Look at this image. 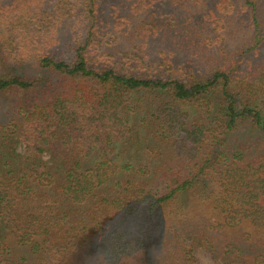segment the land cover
Here are the masks:
<instances>
[{
    "label": "trees",
    "instance_id": "obj_1",
    "mask_svg": "<svg viewBox=\"0 0 264 264\" xmlns=\"http://www.w3.org/2000/svg\"><path fill=\"white\" fill-rule=\"evenodd\" d=\"M190 1L246 28L243 55L264 43V0L103 5L128 24ZM100 2L0 0V61L23 66L0 74V264H264V54L148 73Z\"/></svg>",
    "mask_w": 264,
    "mask_h": 264
},
{
    "label": "rangeland",
    "instance_id": "obj_2",
    "mask_svg": "<svg viewBox=\"0 0 264 264\" xmlns=\"http://www.w3.org/2000/svg\"><path fill=\"white\" fill-rule=\"evenodd\" d=\"M103 3L104 0H101L100 19L104 23L109 22L108 31L113 36L116 35L114 47L120 52L136 53L142 58V67L148 73L159 76L171 74L185 81L190 74L208 72L217 62L222 61L224 55L235 62L240 60L238 66L241 70L247 65L249 58L254 61L264 54V43L256 52L252 50L251 54L247 53L249 32L238 23L229 32L222 27L216 28L207 18L209 12L206 4L190 1L183 6H174L166 3L160 10L158 7H150L131 13L128 16L130 23L126 24L123 19L109 14L110 4ZM113 20L115 23H112ZM110 35L107 34L106 38H110ZM245 49L247 54L243 55L240 51ZM22 70L23 66L15 69L13 64L0 61V74H17L22 73ZM7 106V101L0 99V121L5 118ZM210 218L214 216L210 215ZM119 220L123 230L133 228L136 224L131 217ZM134 231L135 229L132 232ZM132 234L130 238H135V233ZM231 235H239L238 230ZM18 251L25 253L20 247ZM194 255L199 264H214L211 254L201 248L195 249Z\"/></svg>",
    "mask_w": 264,
    "mask_h": 264
}]
</instances>
